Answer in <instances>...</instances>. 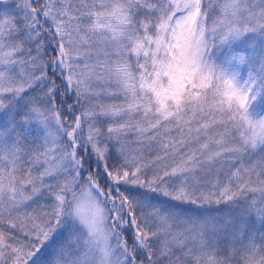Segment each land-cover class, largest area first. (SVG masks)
Returning <instances> with one entry per match:
<instances>
[{"label": "snow or ice", "instance_id": "6c2138e0", "mask_svg": "<svg viewBox=\"0 0 264 264\" xmlns=\"http://www.w3.org/2000/svg\"><path fill=\"white\" fill-rule=\"evenodd\" d=\"M0 264H264V0H0Z\"/></svg>", "mask_w": 264, "mask_h": 264}]
</instances>
